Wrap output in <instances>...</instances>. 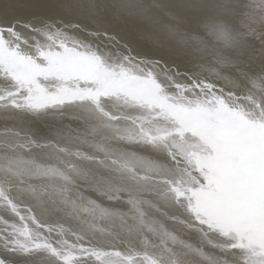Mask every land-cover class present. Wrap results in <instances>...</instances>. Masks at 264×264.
I'll return each mask as SVG.
<instances>
[{
    "label": "snow or ice",
    "instance_id": "snow-or-ice-1",
    "mask_svg": "<svg viewBox=\"0 0 264 264\" xmlns=\"http://www.w3.org/2000/svg\"><path fill=\"white\" fill-rule=\"evenodd\" d=\"M0 120V264H264V0H0Z\"/></svg>",
    "mask_w": 264,
    "mask_h": 264
},
{
    "label": "bare ground",
    "instance_id": "bare-ground-1",
    "mask_svg": "<svg viewBox=\"0 0 264 264\" xmlns=\"http://www.w3.org/2000/svg\"><path fill=\"white\" fill-rule=\"evenodd\" d=\"M34 0H19V3L21 5H28L30 3H33ZM33 9H30L28 7H24L19 13L18 15L24 17V18H30L31 16V13H32ZM143 40V39H141ZM146 41V40H145ZM141 42V41H140ZM147 44H139L140 46H142L143 48H145L146 50H148V48L150 47V43L148 41H146ZM145 43V42H144ZM143 48L141 49L140 47L138 48V50L140 51H144ZM145 50V51H146ZM11 122H9L10 124ZM51 123H56L55 121L51 122ZM62 123L64 124H72L73 126H75V123L70 119V118H65ZM4 124V121L3 120H0V127H2ZM39 127H41L42 131H46V129L44 128L43 125H39Z\"/></svg>",
    "mask_w": 264,
    "mask_h": 264
},
{
    "label": "rangeland",
    "instance_id": "rangeland-1",
    "mask_svg": "<svg viewBox=\"0 0 264 264\" xmlns=\"http://www.w3.org/2000/svg\"><path fill=\"white\" fill-rule=\"evenodd\" d=\"M141 41V42H140ZM147 41V40H146ZM145 40H139L138 44H137V49L140 47L141 49L143 48L142 46H140L139 44H147ZM145 42V43H144ZM143 50L145 51L146 49L143 48Z\"/></svg>",
    "mask_w": 264,
    "mask_h": 264
}]
</instances>
